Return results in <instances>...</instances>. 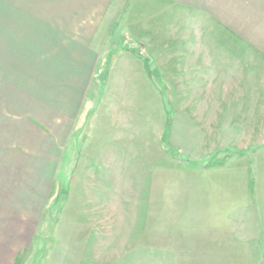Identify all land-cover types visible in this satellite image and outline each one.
<instances>
[{
	"label": "rangeland",
	"instance_id": "374dc122",
	"mask_svg": "<svg viewBox=\"0 0 264 264\" xmlns=\"http://www.w3.org/2000/svg\"><path fill=\"white\" fill-rule=\"evenodd\" d=\"M156 1L0 0L1 264H264L252 95L205 94L213 21Z\"/></svg>",
	"mask_w": 264,
	"mask_h": 264
},
{
	"label": "crops",
	"instance_id": "0c3cea01",
	"mask_svg": "<svg viewBox=\"0 0 264 264\" xmlns=\"http://www.w3.org/2000/svg\"><path fill=\"white\" fill-rule=\"evenodd\" d=\"M164 2L173 6V10L176 7H186L213 21L214 40L212 37L211 43L208 39L200 37L198 40V44L207 47L211 44L209 47L211 52L205 53L202 57L195 55L183 71L187 70L189 73L202 71L205 94L229 95L235 92L251 94L252 96L249 97L252 100L250 99L247 105L251 110V117L258 122L259 132L255 136L259 138L260 128L262 127L264 131V0H157L152 10L159 14ZM195 21L199 23V19L195 18ZM213 45L223 47L226 51L227 48L233 47L231 49L235 54H215ZM245 49L262 55V64L259 58H245L242 53ZM172 68L174 73H178V77L183 72L181 66L173 65ZM245 80L251 84L247 89H244ZM237 100L239 98L232 103L224 101L227 103V110L235 106L240 108ZM241 105L240 109L243 110L245 105ZM231 116L230 113L225 118L230 120ZM239 116L242 118L246 115ZM249 149L250 146L247 145L242 150ZM0 240L2 243L1 234Z\"/></svg>",
	"mask_w": 264,
	"mask_h": 264
}]
</instances>
